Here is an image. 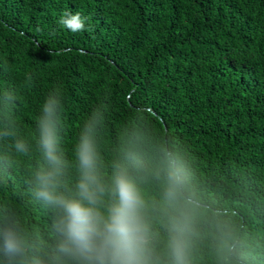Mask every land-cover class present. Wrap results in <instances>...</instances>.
<instances>
[{
    "label": "trees",
    "instance_id": "16d2710c",
    "mask_svg": "<svg viewBox=\"0 0 264 264\" xmlns=\"http://www.w3.org/2000/svg\"><path fill=\"white\" fill-rule=\"evenodd\" d=\"M65 11L85 29L63 27ZM54 91L68 161L60 191H74L73 149L96 116L106 179L127 151L140 156L133 175L161 264L162 149L198 203L188 264H264V0H0V264H76L59 250L57 212L34 196L36 118ZM9 228L23 256L6 251Z\"/></svg>",
    "mask_w": 264,
    "mask_h": 264
},
{
    "label": "clouds",
    "instance_id": "9594fccd",
    "mask_svg": "<svg viewBox=\"0 0 264 264\" xmlns=\"http://www.w3.org/2000/svg\"><path fill=\"white\" fill-rule=\"evenodd\" d=\"M85 21L79 12L65 11L59 23L77 33L85 29ZM97 122L94 116L85 124L74 146L78 179L74 191L66 195L60 191L68 166L60 147L61 100L55 91L45 98L36 118V143L43 163L34 174V196L57 212L54 227L62 237L59 250L76 264H161L155 251L158 233L148 216L151 205L133 175L142 170L140 156L127 151L123 160L111 164V176L106 179L94 134ZM15 148L27 151L22 140ZM162 152L163 159L154 175L159 179L163 174L164 178V264H188L198 203L180 161L174 153L166 149ZM4 247L14 257L25 252L24 240L14 228L4 233ZM221 247L227 250V242L223 241Z\"/></svg>",
    "mask_w": 264,
    "mask_h": 264
}]
</instances>
